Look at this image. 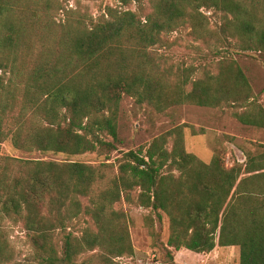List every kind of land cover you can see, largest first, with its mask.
<instances>
[{
  "label": "trees",
  "instance_id": "1",
  "mask_svg": "<svg viewBox=\"0 0 264 264\" xmlns=\"http://www.w3.org/2000/svg\"><path fill=\"white\" fill-rule=\"evenodd\" d=\"M122 2L129 8L107 5L95 19L79 2L0 0V264H124L135 247L128 214L115 207L122 202L167 216L162 250L170 261L182 248L238 246L239 264H264V144L243 162L228 166L217 152L207 163L187 149L184 134L207 129L184 123L116 165L110 157L95 165L3 152L10 140L28 154L111 153L124 95L157 112L223 108L264 128V105L233 56L264 52V0ZM203 8L220 16L216 28ZM175 32L213 55L200 66L159 54L178 43L169 38ZM7 220L25 231L34 251L27 261L16 260ZM80 220L86 226L77 234Z\"/></svg>",
  "mask_w": 264,
  "mask_h": 264
},
{
  "label": "rangeland",
  "instance_id": "2",
  "mask_svg": "<svg viewBox=\"0 0 264 264\" xmlns=\"http://www.w3.org/2000/svg\"><path fill=\"white\" fill-rule=\"evenodd\" d=\"M69 7L75 8L79 3L86 6L89 13L97 19L105 12L107 5L111 7H122L128 9L122 0H61ZM131 9H136L135 2ZM209 17L213 28L220 23V16L213 11L202 9ZM62 16V14H61ZM60 16L57 17L59 20ZM170 39H178L177 44L169 48L157 50L159 54L166 55L175 63L181 65H202L207 62L213 54L207 51V47L201 45V53L192 50L189 45L199 44L192 40L185 32H175L169 35ZM227 50L223 49L222 52ZM239 64L245 70L251 81L258 100L264 105V52L248 51L233 53ZM1 74V72H0ZM188 123L195 125L197 129L202 127L214 128V131L206 130L204 134L193 135L189 128L184 129L187 148L195 153L204 162L210 163L215 153H221L228 166L236 162H243L248 155L257 154L262 150L260 144H264V128L244 125L230 115L229 110L223 108H211L197 105H180L168 108L164 112H157L155 109L143 104L136 103L135 98L124 95L120 102L118 112V141L117 149L111 153L88 152L76 156L66 154H55L53 152L43 153L35 151L32 154L16 150L11 141L3 144V152L17 157H30L33 159L45 160H67L72 159L89 164H100L107 159V163L116 165L117 158L130 149L141 145H148L153 138L168 131L169 129ZM105 139L112 140V137L105 136ZM114 175L116 167L110 168ZM123 208L129 219V230L135 247L133 257H123L120 261L124 264H239L240 247H217L211 252L198 253L186 248L174 251L173 261L168 260L163 254L162 245L165 244L170 235L169 221L165 214L162 219L157 215L135 203L122 202L115 206ZM152 214L153 222L150 216ZM150 215V216H149ZM11 227V244L15 250L17 261H27L33 256V248L26 237L21 224H15L7 220ZM86 226L79 221L74 227L77 234Z\"/></svg>",
  "mask_w": 264,
  "mask_h": 264
},
{
  "label": "crops",
  "instance_id": "3",
  "mask_svg": "<svg viewBox=\"0 0 264 264\" xmlns=\"http://www.w3.org/2000/svg\"><path fill=\"white\" fill-rule=\"evenodd\" d=\"M206 128V127H205ZM207 129L209 130V131H214L215 129L214 128H210V127H207ZM207 132V131H206ZM205 132V133H206ZM185 143H186V140H185ZM186 147H187V144H186ZM188 149V148H187Z\"/></svg>",
  "mask_w": 264,
  "mask_h": 264
}]
</instances>
